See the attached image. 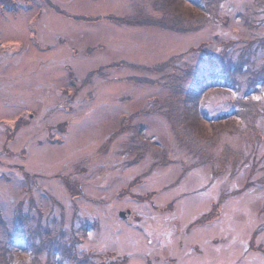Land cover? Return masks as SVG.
<instances>
[{
	"label": "rangeland",
	"instance_id": "1",
	"mask_svg": "<svg viewBox=\"0 0 264 264\" xmlns=\"http://www.w3.org/2000/svg\"><path fill=\"white\" fill-rule=\"evenodd\" d=\"M0 264H264V0H0Z\"/></svg>",
	"mask_w": 264,
	"mask_h": 264
},
{
	"label": "trees",
	"instance_id": "2",
	"mask_svg": "<svg viewBox=\"0 0 264 264\" xmlns=\"http://www.w3.org/2000/svg\"><path fill=\"white\" fill-rule=\"evenodd\" d=\"M184 13V12H183ZM188 17V16H187ZM126 21H128L127 19L124 21V22H126ZM121 22H123V20L121 21ZM175 23H176V21H175ZM164 26V25H163ZM239 68V67H238ZM238 70H240V68L238 69ZM237 70V71H238ZM229 71V70H228ZM231 72V71H230ZM220 73L222 74V71H220ZM228 73V72H227ZM237 73H239L240 74V72L238 71ZM219 73L217 72V71H212L211 73H210V75H211V77H214V76H216V77H219L220 75H218ZM221 77H222V75H221ZM226 85V84H225ZM254 104V103H253Z\"/></svg>",
	"mask_w": 264,
	"mask_h": 264
}]
</instances>
